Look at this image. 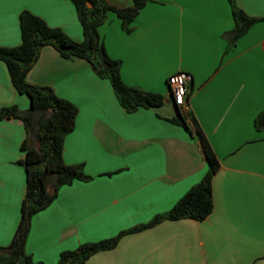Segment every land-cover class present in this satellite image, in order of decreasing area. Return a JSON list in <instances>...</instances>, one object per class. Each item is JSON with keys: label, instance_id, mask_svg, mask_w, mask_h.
Here are the masks:
<instances>
[{"label": "crops", "instance_id": "0c3cea01", "mask_svg": "<svg viewBox=\"0 0 264 264\" xmlns=\"http://www.w3.org/2000/svg\"><path fill=\"white\" fill-rule=\"evenodd\" d=\"M117 9L133 0H106ZM249 16L264 18V0H237ZM28 11L49 27L83 41L70 0H0V48L21 44L19 17ZM127 33L114 14L99 28L109 56L122 61L132 87L161 94L158 108L128 113L109 80L82 59L41 50L26 80L51 88L78 108L63 144L67 165L91 177L63 186L54 202L31 219L26 252L35 262L58 264L60 254L117 237L168 213L209 170L196 134L202 129L218 161L214 209L204 221L165 220L125 234L117 246L86 264H264V21L236 44L228 0H152ZM192 76L188 110L177 108L171 75ZM30 107L0 60V108ZM182 115L191 130L173 123ZM27 139L19 118L0 120V247H8L21 219L27 174L21 164Z\"/></svg>", "mask_w": 264, "mask_h": 264}, {"label": "trees", "instance_id": "16d2710c", "mask_svg": "<svg viewBox=\"0 0 264 264\" xmlns=\"http://www.w3.org/2000/svg\"><path fill=\"white\" fill-rule=\"evenodd\" d=\"M70 1L82 27V42L71 40L63 30L51 28L41 18L23 11L19 17L21 44L14 48H0V60L7 66L13 87L17 93L26 95L30 100V107L24 112H20L17 106L0 108V120L19 118L27 132V139L21 146L25 153L21 164L27 174L21 219L11 244L0 247V264H43L35 262L26 252L32 217L48 208L63 186L71 185L77 180L91 179L85 174L83 165H67L63 160L64 140L75 128L77 106L59 98L51 88L33 85L26 80L44 47H53L65 59L88 61L100 78L110 81L120 105L128 113L139 108H158L164 104L161 94L145 92L123 81L122 61L109 56L99 33V28L107 22L111 14L121 20L123 30L130 33L131 23L152 0H133V7L127 9L114 8L106 0ZM228 2L235 24L231 37V44L234 46L239 38L256 23L264 21V18L247 15L238 6L237 0ZM172 122L191 133L182 115ZM255 127L264 131V112L257 116ZM196 134L209 164V170L200 183L193 186L168 213L155 217L149 224L122 232L113 239L86 243L77 250L62 252L58 264H86L98 252L117 246L125 234L153 227L165 220L207 219L214 209L212 183L219 169V161L198 124Z\"/></svg>", "mask_w": 264, "mask_h": 264}, {"label": "built area", "instance_id": "2783aa9c", "mask_svg": "<svg viewBox=\"0 0 264 264\" xmlns=\"http://www.w3.org/2000/svg\"><path fill=\"white\" fill-rule=\"evenodd\" d=\"M192 82L191 74L180 71L171 75L168 79V86L172 95L174 105L182 109L188 110L187 96L190 93L189 85Z\"/></svg>", "mask_w": 264, "mask_h": 264}]
</instances>
